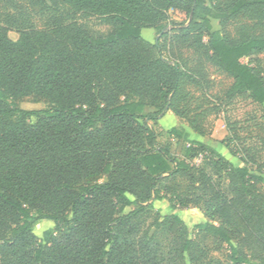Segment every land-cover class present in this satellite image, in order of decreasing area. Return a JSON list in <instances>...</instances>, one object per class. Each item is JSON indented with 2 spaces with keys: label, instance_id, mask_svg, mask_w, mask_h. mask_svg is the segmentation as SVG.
Wrapping results in <instances>:
<instances>
[{
  "label": "trees",
  "instance_id": "1",
  "mask_svg": "<svg viewBox=\"0 0 264 264\" xmlns=\"http://www.w3.org/2000/svg\"><path fill=\"white\" fill-rule=\"evenodd\" d=\"M60 2L112 30L92 36L74 21L53 20L16 28L12 40L7 33L16 22L0 20V264H162L160 235L169 229L176 264H264V193L256 187L262 174L234 166L202 142L182 146L183 157H176L151 124L167 111L179 115L174 102L182 82L201 84L182 47L232 78L226 97L264 103L262 69L252 63L264 52V33L250 31L263 27L264 0ZM176 13L185 23L174 26ZM238 17L258 26H239L230 36L225 24ZM211 18L222 30L212 28ZM144 28L160 33L163 44L145 40ZM26 96L44 98L49 107H17L15 100ZM149 107L156 112H145ZM168 133L187 141L182 126ZM241 150V159L264 170V160ZM199 152L233 181L232 196L188 161ZM163 200L170 213L160 218L153 203ZM186 207L221 220L194 228L226 244L225 261L195 248L173 212ZM145 213L153 217L138 236ZM42 219L54 227L38 238L33 228Z\"/></svg>",
  "mask_w": 264,
  "mask_h": 264
},
{
  "label": "rangeland",
  "instance_id": "2",
  "mask_svg": "<svg viewBox=\"0 0 264 264\" xmlns=\"http://www.w3.org/2000/svg\"><path fill=\"white\" fill-rule=\"evenodd\" d=\"M174 26L185 23L183 14H172ZM0 20H14L17 26H10L11 29L7 35L15 40L18 37L16 28H22L33 25L37 28H44L53 20L62 22L74 21L82 26L90 35L98 36L109 33L112 27L105 24L101 18L95 15H86L81 12L71 10L60 0H0ZM214 30H222L218 19H210ZM225 30L230 36H234L239 26H258L244 17L230 20L225 24ZM263 27L250 28L251 32L264 33ZM169 29V27H167ZM142 36L149 42H156L158 39L163 44L164 39L161 34L153 28H144ZM206 38L204 37V40ZM182 59L186 67L194 71L200 78L201 84L195 85L189 82H182L180 91L174 102V107L178 112L176 116L177 127L185 126L188 130L187 141L171 137L168 133L172 123H169L160 116L156 122L151 123L157 133L158 143L167 147L170 153L176 157H183V148L189 146L190 142H202L203 144L214 148L221 153L223 158L234 166H247V168L256 174L261 173L263 180L257 182L256 187L264 193V170L257 171L255 165L245 162L242 158L243 148L249 149L251 156L257 163L264 160V103L259 104L251 99L242 97L228 98L225 95L226 89L231 85L232 78L216 67L210 65L201 58L192 49L181 48ZM165 54V52H164ZM247 63L248 59H241ZM259 64L264 76V52L258 54L252 63ZM15 105L26 110H42L49 107L46 99L37 96H26L15 100ZM156 112V109L149 107L145 112ZM166 113V112H165ZM35 117L30 118V123H34ZM194 165L203 166L213 178L219 182L221 190L228 197L232 196L233 181L224 171L216 173L208 161L206 152H199L194 158L189 159ZM180 185H185V177L178 176ZM136 205L133 204L123 209L122 213H127ZM167 201H155L153 211H157L160 218L170 213ZM187 227L188 237L193 241L195 248L204 249L207 257H212L213 261H225L227 254L226 244L210 235L198 234L194 224L198 221H208L214 224H220L221 220L211 214L204 215L196 207H186L175 209ZM151 213H145L139 220L136 234L139 236L147 228L152 220ZM161 220V219H160ZM54 227V222L48 219H42L34 226L33 232L38 238L42 233ZM174 230H164L161 233V244L158 253L164 256L162 264H176L172 260V254H168L169 242L173 238ZM233 242H237V236L232 235ZM217 263V262H216Z\"/></svg>",
  "mask_w": 264,
  "mask_h": 264
},
{
  "label": "crops",
  "instance_id": "3",
  "mask_svg": "<svg viewBox=\"0 0 264 264\" xmlns=\"http://www.w3.org/2000/svg\"><path fill=\"white\" fill-rule=\"evenodd\" d=\"M162 118H165V120L167 122L172 123L171 124V127L176 126L174 123L176 122V119L177 118H176V116L171 111H167ZM182 127H185V126H182ZM186 131H187V134H188V130L187 129H186Z\"/></svg>",
  "mask_w": 264,
  "mask_h": 264
}]
</instances>
